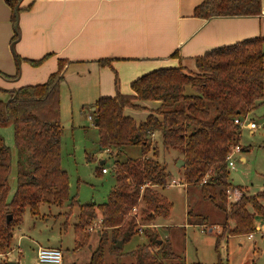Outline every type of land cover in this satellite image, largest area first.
<instances>
[{"label": "trees", "instance_id": "16d2710c", "mask_svg": "<svg viewBox=\"0 0 264 264\" xmlns=\"http://www.w3.org/2000/svg\"><path fill=\"white\" fill-rule=\"evenodd\" d=\"M4 1L15 26L18 14L29 6L22 7L23 0ZM261 1L203 0L194 8L193 16L206 21L255 18L261 15ZM15 40L17 33L12 42ZM263 42V38L247 39L208 50L195 58L193 72L180 65L147 72L130 82V94L120 91L115 73V96L97 99L91 119L102 149L116 157L112 149L122 154L127 148L137 147L140 155L114 162L116 183L102 205H81L76 198L69 197L68 175L60 167V87L71 62L59 60L57 70L44 83L1 90L9 99L0 100V128L12 127L14 148L12 152L0 137V256H6L11 249L14 230L26 208L35 216L40 205L68 203L69 208L78 209L79 222L73 228L78 245L88 243V228L100 221L96 225L100 233L98 247L88 264H125L107 262L105 253L114 257L125 255L116 244L119 240L126 243L139 233L147 242L130 252L136 260L132 264H175L172 244L161 241L154 229L158 219L166 220L171 214V204L157 193V189L169 184V172L156 158V134H160L163 151L182 153L183 185L198 188L201 198L215 210L213 218L199 211L193 220L194 214L187 209V219L188 224L206 229L207 225L221 227L215 235L216 252L223 239L254 232L256 221L264 225V190L250 195L241 187H232L226 162L228 152L238 146L240 127L234 121L245 119L264 100ZM47 58L27 62L34 67ZM112 63L108 59L96 62L100 68L109 69ZM187 88L193 93L188 94ZM147 101L160 105L148 110L145 121L137 122L125 115L127 110H145L138 103ZM12 167L16 189L10 194ZM233 188L240 190L241 197L228 204L226 192ZM7 215L12 216L8 223ZM219 217L220 223H209Z\"/></svg>", "mask_w": 264, "mask_h": 264}, {"label": "crops", "instance_id": "0c3cea01", "mask_svg": "<svg viewBox=\"0 0 264 264\" xmlns=\"http://www.w3.org/2000/svg\"><path fill=\"white\" fill-rule=\"evenodd\" d=\"M202 1L23 0L21 6L29 9L18 14L14 26L11 10L0 0V100L9 99L1 90L44 83L57 70L59 60L71 62L64 78L69 68L78 69L72 73L74 77L78 81L94 79L99 98L114 97L115 73L120 91L128 94L130 82L147 72L179 65L193 72L195 58L208 50L247 39H264V0L258 17L207 21L193 16L194 8ZM15 33L17 40L12 42ZM174 54L177 56L172 57ZM44 56L48 58L39 66L27 62ZM99 59L113 61L112 69L97 66ZM138 104L145 110L125 111L137 122L145 121L148 110L160 105L155 101ZM240 161L244 162V157ZM255 225L252 235L262 234L264 225L258 221ZM215 227L219 229L215 233H220L217 225L208 232L213 233ZM234 237L242 236H230L223 242Z\"/></svg>", "mask_w": 264, "mask_h": 264}, {"label": "rangeland", "instance_id": "374dc122", "mask_svg": "<svg viewBox=\"0 0 264 264\" xmlns=\"http://www.w3.org/2000/svg\"><path fill=\"white\" fill-rule=\"evenodd\" d=\"M78 69L69 68L68 75L61 84L60 92V120L63 127L61 141L60 167L66 171L70 183L69 197H74L81 205L95 203L102 205L108 199V194L115 186L113 164L117 161L138 157L140 149L127 148L119 154L112 149V153L102 149L99 136L94 127L91 108L98 97L96 81L91 78L78 81L73 72ZM130 87L129 93L130 94ZM188 94L192 90L187 88ZM245 125L240 128L238 146L242 149L234 154V169H229L228 178L232 187H241L243 192L250 195L264 190V104L258 105L246 118ZM259 124L257 130L251 133L247 123ZM0 137L13 152L14 137L11 126L0 128ZM157 148L156 158L160 164H165L169 172V184L164 189H157V193L171 204V215L158 219L154 229L161 241L172 244L175 264H264V231L255 233L252 239L247 235L230 238L228 242L220 241L218 252L215 250V227L213 233L201 226L188 224L187 209L192 211L193 220L199 211L213 218L214 209L199 195V189L188 188L183 185V166L177 168V161L182 160V153L171 150L166 153L161 148L160 134L154 138ZM152 153V152H151ZM150 153V154H151ZM244 157V162L240 159ZM184 163V161H183ZM185 164V163H184ZM104 167L107 174H99ZM179 182L172 184V181ZM15 169L9 177L10 194L16 189ZM240 193V190H238ZM11 196V195H10ZM228 204L232 200L227 199ZM200 213V214H201ZM77 208H69L68 203L63 206L40 205L38 214L32 216L26 208L21 222L14 230L11 249L6 256H0V262L12 261L16 264H40L36 259L37 248H59L62 251V264H88L92 253L97 249L99 230L89 231L88 243L78 245L75 242L74 225L79 222ZM191 220V219H190ZM222 218L210 220V224L220 223ZM211 226V227H210ZM213 230V229H212ZM219 230V229H218ZM221 231V228H220ZM253 233V232H252ZM142 234H136L130 241L122 242L123 256L114 257L105 253L107 262L135 263V257L130 252L146 243ZM226 248V249H224ZM151 250H155L152 248ZM227 254V257H225ZM47 264V263H41Z\"/></svg>", "mask_w": 264, "mask_h": 264}, {"label": "built area", "instance_id": "2783aa9c", "mask_svg": "<svg viewBox=\"0 0 264 264\" xmlns=\"http://www.w3.org/2000/svg\"><path fill=\"white\" fill-rule=\"evenodd\" d=\"M235 124H237L240 128H242L243 125H245L246 123V119H242V120H235L234 121ZM247 128H249L250 130H257L259 127V124H255L254 122H249L247 123ZM240 151V147L239 146H234L231 148V150L228 152V155L226 157V162H227V168L228 169H234V162L233 160V156L235 153ZM102 173L105 174L107 173V170L104 168L102 169ZM179 182L177 181H172V184H178ZM180 184V183H179ZM167 186H170V184H168ZM227 199L228 200H232V201H236L241 197V193H239V191L237 189H229L227 192ZM135 211V208L133 210V212ZM100 224V221H98L94 226L88 228V230L93 231V229L96 228V225ZM248 237L251 238L252 237V233L248 234ZM36 259L38 263H47V264H62V251L58 248L54 249V248H44V247H40V249L37 250L36 252Z\"/></svg>", "mask_w": 264, "mask_h": 264}, {"label": "water", "instance_id": "95a60500", "mask_svg": "<svg viewBox=\"0 0 264 264\" xmlns=\"http://www.w3.org/2000/svg\"><path fill=\"white\" fill-rule=\"evenodd\" d=\"M177 168H180L182 165H184L183 161L180 160V161H177ZM7 223L12 219V216L10 215H7ZM157 243L160 244V241H158ZM117 245V248L120 249L122 247V240H119V242L116 244ZM7 264H16L15 262H12V261H9Z\"/></svg>", "mask_w": 264, "mask_h": 264}]
</instances>
